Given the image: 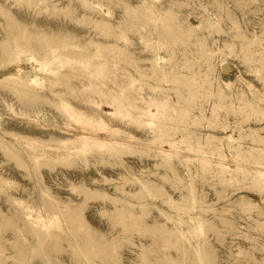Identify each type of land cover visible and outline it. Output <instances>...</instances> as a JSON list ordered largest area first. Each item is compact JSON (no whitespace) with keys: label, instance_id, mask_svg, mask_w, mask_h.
I'll return each instance as SVG.
<instances>
[{"label":"rangeland","instance_id":"1","mask_svg":"<svg viewBox=\"0 0 264 264\" xmlns=\"http://www.w3.org/2000/svg\"><path fill=\"white\" fill-rule=\"evenodd\" d=\"M0 264H264V0H0Z\"/></svg>","mask_w":264,"mask_h":264},{"label":"bare ground","instance_id":"2","mask_svg":"<svg viewBox=\"0 0 264 264\" xmlns=\"http://www.w3.org/2000/svg\"><path fill=\"white\" fill-rule=\"evenodd\" d=\"M4 2H5V0H4ZM23 4V3H22ZM26 17V16H25ZM48 18V17H47ZM222 69L225 71V70H227L228 69V64L226 63V62H223L222 63ZM222 70V71H223ZM53 90V89H52ZM148 95H149V93H148ZM147 96V95H146ZM149 97V96H148ZM147 99V98H146ZM150 100V99H149ZM161 102V101H160ZM101 104V103H100ZM107 105V104H106ZM102 106V105H101ZM149 107V106H148ZM147 107V108H148ZM90 109H92V108H90ZM144 109H146V107H144ZM149 109V108H148ZM158 109V108H157ZM109 110V109H108ZM111 110V109H110ZM92 113H93V115L96 117V119H98V120H103V118H106L107 120H111V117L108 115V114H106L105 113V115L104 116H101L99 113H98V111H97V109H95V108H93L92 110ZM150 111H151V108H150ZM110 112H112V111H110ZM158 112H160L159 110H158ZM35 114V113H34ZM158 114V113H157ZM160 114V113H159ZM9 120H13V121H16V122H22V119H15L14 117H9L8 118ZM24 120V119H23ZM106 121V120H105ZM145 121V120H144ZM151 121V120H150ZM102 123H104V122H102ZM38 124V123H37ZM53 125V124H52ZM107 132V131H106ZM105 132V133H106ZM81 133V132H80ZM98 135V134H97ZM100 135V134H99ZM89 136H90V134H89ZM92 136V135H91ZM95 135H93V137H94ZM81 137H82V135H81ZM85 137H86V135H85ZM93 137H91V138H93ZM109 136H107V138H108ZM84 138V137H83ZM96 138V137H95ZM89 139V138H88ZM103 139L105 140V141H107V140H110V139H106V137L104 138L103 137ZM102 138H101V140H103ZM114 139V138H113ZM96 140H97V138H96ZM117 140V139H116ZM103 143H104V141H103ZM109 143V142H108ZM101 144V143H100ZM105 144V143H104ZM112 146V145H111ZM157 149V148H156ZM159 150V149H158ZM161 151V150H160ZM174 151V150H173ZM178 152V151H177ZM178 153H180V152H178ZM186 155V154H185ZM221 157V156H220ZM202 158V157H201ZM207 159V158H206ZM210 159V158H209ZM213 160V159H212ZM206 161V160H205ZM217 162V161H216ZM225 162V161H224ZM219 163V162H218ZM229 164V163H228ZM257 169V168H256ZM260 170V169H259ZM262 170V169H261ZM260 175V174H259ZM263 175V174H262ZM44 219V218H43ZM42 219V215L41 214H37V220L38 221H40L41 222V224H52V223H54V216H49V218L47 219V221L46 220H43ZM37 221V222H38ZM43 227V226H42ZM199 228V227H198Z\"/></svg>","mask_w":264,"mask_h":264}]
</instances>
